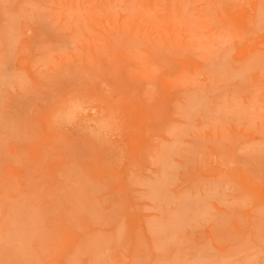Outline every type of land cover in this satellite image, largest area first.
Listing matches in <instances>:
<instances>
[{
    "label": "rangeland",
    "instance_id": "374dc122",
    "mask_svg": "<svg viewBox=\"0 0 264 264\" xmlns=\"http://www.w3.org/2000/svg\"><path fill=\"white\" fill-rule=\"evenodd\" d=\"M0 264H264V0H0Z\"/></svg>",
    "mask_w": 264,
    "mask_h": 264
}]
</instances>
